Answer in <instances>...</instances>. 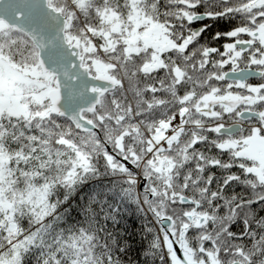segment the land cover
Masks as SVG:
<instances>
[{
    "label": "snow or ice",
    "instance_id": "1",
    "mask_svg": "<svg viewBox=\"0 0 264 264\" xmlns=\"http://www.w3.org/2000/svg\"><path fill=\"white\" fill-rule=\"evenodd\" d=\"M264 264V0H0V264Z\"/></svg>",
    "mask_w": 264,
    "mask_h": 264
},
{
    "label": "trees",
    "instance_id": "2",
    "mask_svg": "<svg viewBox=\"0 0 264 264\" xmlns=\"http://www.w3.org/2000/svg\"><path fill=\"white\" fill-rule=\"evenodd\" d=\"M141 225L142 220L138 215H134L131 212L126 215L124 227L127 228L128 232L131 233L133 237V250L130 255L132 256L133 260L137 261V264H144L143 253L147 247V241L141 240Z\"/></svg>",
    "mask_w": 264,
    "mask_h": 264
}]
</instances>
